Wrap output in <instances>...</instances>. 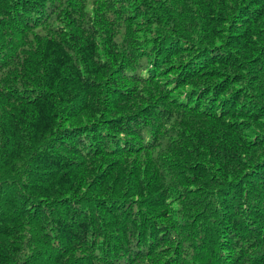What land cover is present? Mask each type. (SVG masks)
<instances>
[{
  "label": "trees",
  "instance_id": "obj_1",
  "mask_svg": "<svg viewBox=\"0 0 264 264\" xmlns=\"http://www.w3.org/2000/svg\"><path fill=\"white\" fill-rule=\"evenodd\" d=\"M0 264H264V0H0Z\"/></svg>",
  "mask_w": 264,
  "mask_h": 264
}]
</instances>
